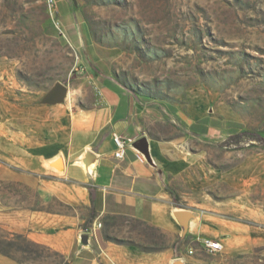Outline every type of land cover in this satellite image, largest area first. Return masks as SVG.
I'll return each mask as SVG.
<instances>
[{"label": "rangeland", "instance_id": "rangeland-1", "mask_svg": "<svg viewBox=\"0 0 264 264\" xmlns=\"http://www.w3.org/2000/svg\"><path fill=\"white\" fill-rule=\"evenodd\" d=\"M56 17L62 30L47 0H0V143L11 142L29 119L46 120L53 142L62 132L71 143L90 120V77L110 75L158 110L152 135L179 137L196 158L194 173L214 213L264 228V0H57ZM58 82L67 87L64 97L45 101ZM201 103L232 128L202 136L173 120L176 111ZM2 155L0 148L7 205L70 210L39 193L45 182L66 177V155L36 166V190L3 179V167L24 168ZM0 254L18 264L64 262L2 223ZM237 259L264 264V247Z\"/></svg>", "mask_w": 264, "mask_h": 264}, {"label": "crops", "instance_id": "crops-1", "mask_svg": "<svg viewBox=\"0 0 264 264\" xmlns=\"http://www.w3.org/2000/svg\"><path fill=\"white\" fill-rule=\"evenodd\" d=\"M90 78L96 90L90 120L74 130L71 143L62 132L53 142L51 125L30 119L11 142L0 143L4 160L24 168L3 167V179L35 190L36 166L66 155V177L45 182L39 193L70 210L9 206L0 196V223L62 254L63 264H242L238 255L264 247L263 227L211 210L203 179L194 173L196 158L183 151L179 137L151 134L149 122L160 119L156 108L110 75ZM205 105L176 111L173 120L202 136L232 128ZM114 134L132 139L122 159L114 156ZM180 211L189 213L186 222ZM203 238L219 239L223 251L209 252ZM0 264L18 263L0 254Z\"/></svg>", "mask_w": 264, "mask_h": 264}, {"label": "built area", "instance_id": "built-area-1", "mask_svg": "<svg viewBox=\"0 0 264 264\" xmlns=\"http://www.w3.org/2000/svg\"><path fill=\"white\" fill-rule=\"evenodd\" d=\"M47 1H48L50 13L53 17L56 26L62 30L61 22L56 17L57 0H47ZM113 139L116 144L114 156L118 159H122L125 156L128 147L131 145L132 139L126 138L118 134H114ZM201 241L204 247L207 248V250L211 253H219L222 252L224 249V245L219 239L203 238ZM190 253H193V250H190Z\"/></svg>", "mask_w": 264, "mask_h": 264}, {"label": "water", "instance_id": "water-1", "mask_svg": "<svg viewBox=\"0 0 264 264\" xmlns=\"http://www.w3.org/2000/svg\"><path fill=\"white\" fill-rule=\"evenodd\" d=\"M67 92V87L61 83L58 82L56 83V85L47 93V95L45 96L44 100L45 101H49V102H55V101H59L61 100L64 95ZM91 157L88 155V162H91ZM188 212L186 211H180L178 213L179 217L181 218L182 221L186 222L187 220V216H188Z\"/></svg>", "mask_w": 264, "mask_h": 264}, {"label": "bare ground", "instance_id": "bare-ground-1", "mask_svg": "<svg viewBox=\"0 0 264 264\" xmlns=\"http://www.w3.org/2000/svg\"><path fill=\"white\" fill-rule=\"evenodd\" d=\"M91 163H87V165H90Z\"/></svg>", "mask_w": 264, "mask_h": 264}]
</instances>
